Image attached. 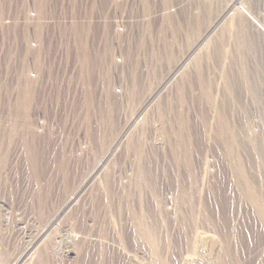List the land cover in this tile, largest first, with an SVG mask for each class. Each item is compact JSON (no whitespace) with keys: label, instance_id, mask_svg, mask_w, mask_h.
<instances>
[{"label":"rangeland","instance_id":"rangeland-1","mask_svg":"<svg viewBox=\"0 0 264 264\" xmlns=\"http://www.w3.org/2000/svg\"><path fill=\"white\" fill-rule=\"evenodd\" d=\"M123 16L0 78V264H264V0Z\"/></svg>","mask_w":264,"mask_h":264},{"label":"built area","instance_id":"built-area-1","mask_svg":"<svg viewBox=\"0 0 264 264\" xmlns=\"http://www.w3.org/2000/svg\"><path fill=\"white\" fill-rule=\"evenodd\" d=\"M127 4L128 0H0L1 82L19 74L31 81L38 79L36 52L42 53L44 60L51 57L61 62L59 46L64 44L68 29H116L124 34ZM117 11L118 15L122 12L120 16ZM19 66L24 68L18 70Z\"/></svg>","mask_w":264,"mask_h":264},{"label":"bare ground","instance_id":"bare-ground-1","mask_svg":"<svg viewBox=\"0 0 264 264\" xmlns=\"http://www.w3.org/2000/svg\"><path fill=\"white\" fill-rule=\"evenodd\" d=\"M254 23H255V24H256V25H257V26H258V27L264 32V28H263L261 25H259V24H258L257 22H255V21H254ZM257 26H256V27H257ZM257 29H258V28H257ZM169 55H170V54H169ZM169 55H168V56H169ZM81 58H82V57H81ZM83 62H84V61H83ZM132 103H133V102H132ZM25 104H26V103H25ZM19 106H20V104H19ZM22 106L25 108L26 105L23 104ZM222 127H223V126H222ZM250 197H251V196H250ZM252 200L256 203V199H255V198L252 197ZM258 204H259V203H258ZM256 206H258V205H256ZM260 214H261V215L263 216V218H264V211H263L261 208H260ZM139 228L142 229V225H141V223L139 224ZM143 233H144V232H143Z\"/></svg>","mask_w":264,"mask_h":264}]
</instances>
